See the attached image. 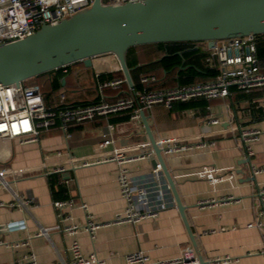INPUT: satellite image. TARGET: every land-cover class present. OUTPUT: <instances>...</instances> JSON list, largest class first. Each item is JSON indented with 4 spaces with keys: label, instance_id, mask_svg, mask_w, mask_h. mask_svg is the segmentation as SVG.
Here are the masks:
<instances>
[{
    "label": "crops",
    "instance_id": "obj_1",
    "mask_svg": "<svg viewBox=\"0 0 264 264\" xmlns=\"http://www.w3.org/2000/svg\"><path fill=\"white\" fill-rule=\"evenodd\" d=\"M199 46L208 55L209 45L201 43ZM118 68V61L112 55L94 58L91 68L83 63L71 65L65 85L58 91L75 94L73 99H65V104L99 102L95 72L114 74L120 72ZM78 73L83 74L82 77L72 81V89L68 88V78ZM157 76V80H164L166 74L159 72ZM171 77L169 81L164 80L165 85L160 88L176 86L175 75ZM113 94L108 92L109 100ZM54 97L56 104L59 102L56 93ZM205 101L204 107L185 110H167L156 105L147 114L150 128L157 141L181 139L192 146L191 150L164 157L204 259L214 261L227 256L231 261L219 264H264V231L247 228V224L264 211L259 196L264 186V171L254 172V168H264V87L250 92L232 88L227 98ZM124 117L128 119L119 121ZM212 118L219 119L220 124L211 125ZM128 120L127 113H121L71 126L68 142L59 127L43 131L38 143L21 144L19 140L0 139V172H7L4 179L8 183L7 186L0 183V264H19L30 254L37 264L68 263L69 248L74 240L80 243L85 255L95 253L102 264H126L125 256L137 251L145 252L155 261L175 258L191 245L175 204L157 217L138 224L117 221L125 211L126 202L117 181L116 162L76 168L67 164L70 157L93 156L101 141V131L108 123L123 124ZM239 125L261 130L250 158L238 134L229 131ZM125 126V131L118 136L119 146L148 142L145 127ZM155 161V157H150L130 163L128 167L133 173H148ZM60 165L67 168L68 179L66 172L52 173L53 168ZM203 166L233 169L235 178L211 186L205 180L190 176ZM51 174H58L60 183L68 188L69 198L63 201L74 203L64 213L81 226H86L88 217L92 218L99 225L95 232L81 229L71 236L50 231L47 236H35L40 227L59 224L63 213L55 207V202L63 201L53 198ZM229 196L233 197L231 201L220 202ZM210 200L219 202L205 207L199 205L201 201ZM24 201L28 203L23 205ZM25 242L27 246L12 248Z\"/></svg>",
    "mask_w": 264,
    "mask_h": 264
},
{
    "label": "built area",
    "instance_id": "obj_2",
    "mask_svg": "<svg viewBox=\"0 0 264 264\" xmlns=\"http://www.w3.org/2000/svg\"><path fill=\"white\" fill-rule=\"evenodd\" d=\"M141 0H108L110 5H121L127 2ZM95 0H0V45L25 39L36 33L43 25H57L62 20L73 17L78 12L90 8ZM205 64L210 70L217 72L216 77L208 81L188 85H176L165 88H151L158 80L155 75L141 77V82L147 87L142 91L129 88L123 77H115L107 81L97 82L100 101L87 106L61 108L65 105L63 93L59 102L48 106L45 93L38 84H0V139L19 140L21 144L38 143L43 131L55 127L63 132L65 140L70 139L71 126H80L99 118H109L121 113H127L129 120L123 124H111L101 131V141L95 154L86 158L70 157L67 164L71 168L86 167L93 164L116 162L118 164L117 181L121 196L126 202L123 214L117 217L118 222L141 223L157 217L161 212L174 205L168 184L157 162L149 142L130 147L118 145V136L125 131L126 126L144 127L142 113L146 115L156 105L172 110L175 103H186L192 100L207 101L224 99L231 95V89L242 92L264 87V71L257 57L255 36L237 37L219 40L209 48ZM118 71L120 69L118 68ZM99 77L100 73L95 72ZM108 92L114 93L109 100ZM211 125H219V119L209 120ZM238 134L243 142V149L248 158L254 155L253 145L261 136L258 127L234 126L229 129ZM163 150V155L182 153L192 149L184 140L174 139L157 141ZM61 154V153H60ZM155 157V165L148 173H133L128 164ZM63 165L53 168L52 173H65ZM264 168H254L256 174ZM7 172H0V183L7 186L4 179ZM193 178L205 180L215 186L231 182L235 178V170L216 166H203L190 174ZM259 196L264 206V186L259 190ZM232 196L223 198L220 202H229ZM219 201H201L205 207L217 204ZM26 205L28 202H22ZM73 201L55 202V207L62 211L60 223L51 227H40L35 236H47L50 231H61L75 236L81 229L95 232L99 225L88 217L86 226L74 222L65 209L73 207ZM22 228V227H21ZM247 228L264 231V211L256 219L247 224ZM28 243L15 244L13 249L27 246ZM70 261L60 264H102L95 253L85 255L77 240L69 248ZM126 264H202L192 245L187 246L178 257L165 260H152L143 251H137L125 256ZM229 257H218L214 261L205 259L206 264L229 263ZM19 264H37L33 254L20 260Z\"/></svg>",
    "mask_w": 264,
    "mask_h": 264
},
{
    "label": "water",
    "instance_id": "obj_3",
    "mask_svg": "<svg viewBox=\"0 0 264 264\" xmlns=\"http://www.w3.org/2000/svg\"><path fill=\"white\" fill-rule=\"evenodd\" d=\"M259 35H264V0H141L121 5L95 0L90 8L57 25H43L25 39L1 44L0 84H20L77 63L91 68L94 58L112 55L128 87L133 89L126 60L133 47L194 42L207 43L212 48L219 40ZM65 82L64 79L62 84ZM142 121L190 243L202 264H206L145 113ZM66 175L68 179L69 172Z\"/></svg>",
    "mask_w": 264,
    "mask_h": 264
},
{
    "label": "trees",
    "instance_id": "obj_4",
    "mask_svg": "<svg viewBox=\"0 0 264 264\" xmlns=\"http://www.w3.org/2000/svg\"><path fill=\"white\" fill-rule=\"evenodd\" d=\"M257 45V57L260 63L262 71H264V35L255 36ZM201 43L194 42H181V43H160L151 44L131 48L127 53V65L130 69L131 77L134 82V88L136 91H142L147 86L141 82V77L146 75H155L158 78L159 72L166 74L165 79L169 81L173 78V83L177 85H188L196 82L208 81L216 77L217 72L210 70L204 60L207 52L201 46ZM145 49L148 51L149 59L141 61L138 54L139 49ZM70 67V66H69ZM69 67L59 69L57 71L45 74L37 78H46L50 84L51 91L45 90V99L48 106H54L53 95L63 86L62 81L67 79V70ZM117 76H124L123 73L117 72L114 74H103L97 77L98 81L111 80ZM164 80H158L154 85L151 84V88H160L165 85ZM27 84L31 83V80L26 81ZM39 85V84H38ZM207 102L202 100H192L186 103H175L173 109L185 110L196 107H204ZM90 104H65L60 106L61 108H75L79 106H87ZM127 117L122 118L119 121L127 120ZM49 182L51 192L55 201H63L69 198L68 188L60 183V176L58 174H51L49 176Z\"/></svg>",
    "mask_w": 264,
    "mask_h": 264
},
{
    "label": "rangeland",
    "instance_id": "obj_5",
    "mask_svg": "<svg viewBox=\"0 0 264 264\" xmlns=\"http://www.w3.org/2000/svg\"><path fill=\"white\" fill-rule=\"evenodd\" d=\"M138 54H139V56H140V60L141 61H146V60H148L149 59V57H148V51L147 50H145V49H139L138 50ZM100 57H102V56H100ZM104 58V57H103ZM81 75H83V74H76L75 76H73V78H71V77H69L68 78V88H73V86H74V83L72 82L73 80H75V81H78L82 76ZM31 83H34V84H39L41 87H42V89H43V91H44V93H45V90L46 91H50V84L47 82V80H46V78H37V79H31ZM63 93H65L66 94V101L69 99V100H71V99H73V97H74V93H71V95H69V93H67L65 90H62V92H60L59 93V91H57L56 92V95H57V98H60V96L63 94ZM53 97V99H56L55 97H54V95L52 96ZM53 103L55 104V102L53 101ZM55 107V106H54Z\"/></svg>",
    "mask_w": 264,
    "mask_h": 264
}]
</instances>
